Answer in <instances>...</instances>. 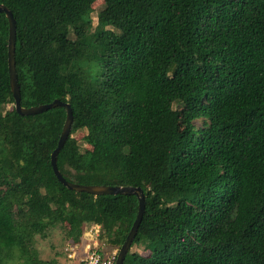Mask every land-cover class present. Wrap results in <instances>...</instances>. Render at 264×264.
Returning <instances> with one entry per match:
<instances>
[{"label":"trees","instance_id":"obj_1","mask_svg":"<svg viewBox=\"0 0 264 264\" xmlns=\"http://www.w3.org/2000/svg\"><path fill=\"white\" fill-rule=\"evenodd\" d=\"M95 1L0 0L15 21L21 106L60 100L72 110L58 170L79 185L142 189L131 248L149 254L130 248L123 264H264V0H103L92 39ZM8 44L0 12V246L65 224L69 238L99 226V240L119 249L137 198L61 185L50 156L66 110L17 114ZM81 131L85 146L72 136ZM226 149L255 168L252 203L233 226L239 183ZM25 250V264H38Z\"/></svg>","mask_w":264,"mask_h":264},{"label":"rangeland","instance_id":"obj_2","mask_svg":"<svg viewBox=\"0 0 264 264\" xmlns=\"http://www.w3.org/2000/svg\"><path fill=\"white\" fill-rule=\"evenodd\" d=\"M103 0H97L92 5L90 12V28L87 32V36L94 39L96 33L102 28L98 23V15L102 11ZM105 30L114 31L112 28L107 27ZM115 32V31H114ZM76 37L70 33L67 38V43H73ZM80 71L82 75L91 77L95 73V69L91 67L89 63H80ZM93 81V77L89 78ZM12 105L7 104L5 111L10 110ZM174 108L178 111L179 131L184 129V119L182 114V107L174 105ZM197 122L196 125H199ZM85 131L77 132L73 134L82 146L84 145L83 136ZM225 157L234 164V171L238 179V194L234 202V206L226 221L227 226H233L240 221L246 212L247 208L252 203L253 189L255 187V168L248 160H239L238 157L230 150L224 151ZM101 228L98 226L85 227L80 237L69 238L67 235V226L57 225L50 228L47 231L46 237L42 238L39 234H34L29 237V241L11 246H0V259L5 264H25L26 263V248H29V252L34 253L38 259V264H80V260L84 258L86 251L99 248L104 251H116L117 248L109 246L106 241L99 240ZM95 246V247H94ZM130 254H138L146 256L149 254L146 244L134 245Z\"/></svg>","mask_w":264,"mask_h":264},{"label":"water","instance_id":"obj_3","mask_svg":"<svg viewBox=\"0 0 264 264\" xmlns=\"http://www.w3.org/2000/svg\"><path fill=\"white\" fill-rule=\"evenodd\" d=\"M0 12H3L8 20L9 24V44H8V72H9V85L10 90L12 93V97L14 99V109L17 114L21 116H31L35 114H40L44 111L50 110L56 107H63L66 110V119L65 123L57 144L56 149L52 152L51 158V166L56 176L57 180L66 187L68 190L75 191L78 193L85 192L95 197L97 196H116V195H133L138 200V214L137 217L125 238L124 243L118 250L117 257L115 264H123L124 260L131 248L134 238L136 237L137 230L139 228L143 212H144V193L142 189L139 187H130V186H95V185H79L76 183H72L67 181L60 171L57 168L56 160L57 155L60 152L61 148L63 147L66 139L68 138L71 130V125L73 121L72 110L68 103L61 102L60 100H54L53 102L42 105L36 106L31 108H23L21 106V97H20V89L17 84V77L15 71V60H14V46H15V21L11 12L3 5H0Z\"/></svg>","mask_w":264,"mask_h":264},{"label":"built area","instance_id":"obj_4","mask_svg":"<svg viewBox=\"0 0 264 264\" xmlns=\"http://www.w3.org/2000/svg\"><path fill=\"white\" fill-rule=\"evenodd\" d=\"M116 257V251L108 252L95 247L86 251L84 258L80 260V264H115Z\"/></svg>","mask_w":264,"mask_h":264}]
</instances>
